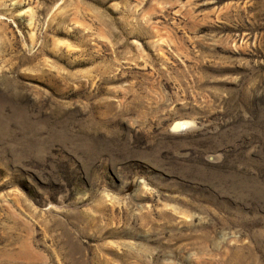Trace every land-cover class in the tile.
<instances>
[{"label":"rangeland","instance_id":"rangeland-1","mask_svg":"<svg viewBox=\"0 0 264 264\" xmlns=\"http://www.w3.org/2000/svg\"><path fill=\"white\" fill-rule=\"evenodd\" d=\"M0 264H264V0H0Z\"/></svg>","mask_w":264,"mask_h":264},{"label":"bare ground","instance_id":"bare-ground-1","mask_svg":"<svg viewBox=\"0 0 264 264\" xmlns=\"http://www.w3.org/2000/svg\"><path fill=\"white\" fill-rule=\"evenodd\" d=\"M179 124H178V127H182L185 123H183V121L182 122H178ZM179 130V129H178Z\"/></svg>","mask_w":264,"mask_h":264}]
</instances>
